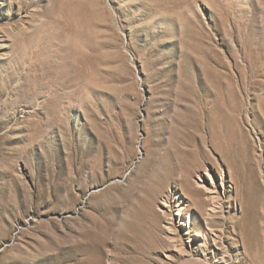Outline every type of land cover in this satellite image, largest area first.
Listing matches in <instances>:
<instances>
[{
    "label": "rangeland",
    "instance_id": "rangeland-1",
    "mask_svg": "<svg viewBox=\"0 0 264 264\" xmlns=\"http://www.w3.org/2000/svg\"><path fill=\"white\" fill-rule=\"evenodd\" d=\"M0 264H264V0H0Z\"/></svg>",
    "mask_w": 264,
    "mask_h": 264
},
{
    "label": "bare ground",
    "instance_id": "bare-ground-1",
    "mask_svg": "<svg viewBox=\"0 0 264 264\" xmlns=\"http://www.w3.org/2000/svg\"><path fill=\"white\" fill-rule=\"evenodd\" d=\"M178 1V0H177ZM188 1V0H187ZM183 3V2H182ZM190 3V2H189ZM178 5H180V4H178ZM175 6H177V4L175 5ZM193 32H195L194 30H192ZM196 33V32H195ZM192 36V35H191ZM194 44H197L196 42H194ZM195 46H197V45H195ZM72 51H74V50H72ZM76 52V51H75ZM214 83V82H213ZM222 130H223V138H224V143L227 145V146H229V147H231V146H233V141L235 140L234 139V133L233 132H230V130H228V131H225L223 128H222ZM194 192V191H193ZM201 193V192H200ZM193 194V193H192ZM189 195V194H188ZM200 194L198 193L196 196H199ZM210 197V196H209ZM208 197V198H209ZM193 198H194V196H193ZM215 197H210L209 199H203V200H199V203H200V205H201V209H204V207H206L205 205L207 204V202H211V206H210V208H208V210L209 211H214L215 210V205H214V203L216 202L215 200L216 199H214ZM201 199V198H200ZM194 201H196V200H194ZM195 204H197V203H195ZM197 206H198V204H197ZM179 209H181V208H179ZM215 213V212H214Z\"/></svg>",
    "mask_w": 264,
    "mask_h": 264
}]
</instances>
